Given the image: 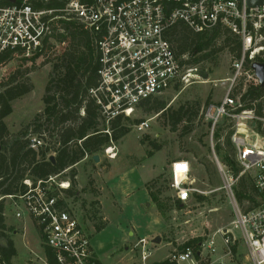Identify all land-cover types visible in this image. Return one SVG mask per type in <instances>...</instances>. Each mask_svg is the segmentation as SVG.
I'll list each match as a JSON object with an SVG mask.
<instances>
[{
  "label": "built area",
  "instance_id": "built-area-1",
  "mask_svg": "<svg viewBox=\"0 0 264 264\" xmlns=\"http://www.w3.org/2000/svg\"><path fill=\"white\" fill-rule=\"evenodd\" d=\"M63 20L77 21L94 38L100 56V84L91 94L100 105L106 124L118 115L131 117L141 101L158 96L177 83H189L191 78L204 79L198 74L204 69L186 67L172 49L167 31L179 21L196 32L212 31L222 25L240 37L242 54L233 60L227 92L221 101L208 104L204 111L212 135L224 119L232 122L231 140L240 171L234 175L217 155L216 165L223 179L221 188L232 206L233 220L230 226L218 230L227 251L217 255V242L209 238L200 243L198 254L203 264H225L224 257L233 253L232 245L242 242L253 264H264V133L258 126L260 121L264 127V115L255 108H245L246 102L242 99L249 87H260L252 63L264 62V4L248 7L245 0H0V59L9 53L27 59L34 56L44 59L50 46L60 49L65 45L55 39ZM239 85L242 89L235 94ZM134 127L138 132L145 131L149 119ZM43 143V137L31 138L34 149ZM104 151L111 159L117 156L114 142ZM177 164L183 166L182 170L175 167ZM68 172L66 169L36 181L26 177L24 191L1 195L0 200H10L18 219L29 217L58 264H95L97 256L90 233L71 201L81 194L78 191L69 196L66 192L71 188L70 177H63ZM170 173L174 199L185 205L195 192L200 193L193 186L187 159L174 160ZM242 175L254 180L253 201L247 198L241 202L237 197ZM26 229L25 226L27 232ZM138 244L141 259L146 262L152 255L149 241L141 238ZM195 252L191 246L176 249L167 260L176 264L187 260L199 264ZM35 259L40 264H48L45 250L42 255L36 253ZM0 264H13L12 260L5 259L1 247Z\"/></svg>",
  "mask_w": 264,
  "mask_h": 264
},
{
  "label": "rangeland",
  "instance_id": "rangeland-1",
  "mask_svg": "<svg viewBox=\"0 0 264 264\" xmlns=\"http://www.w3.org/2000/svg\"><path fill=\"white\" fill-rule=\"evenodd\" d=\"M50 57L27 61L18 55L0 67V86L8 82L15 71L25 72L28 69L33 87L29 93L12 102L13 112L4 119L13 134L45 108L43 98L55 61H50ZM232 63L228 49H224L213 61L203 64L204 70H209L207 79L191 78L189 83H181L178 88L173 87L158 95L174 109L186 102L201 103L200 113L188 133L182 134L186 122L173 130L166 117L159 116V113L148 114L137 107L131 118L149 119V127L145 131L138 132L135 124L129 123L130 132L114 141L116 158L111 159L102 151L100 162L96 163L88 157L76 166V189L81 195L71 198V201L77 216L92 234L95 225L98 229L100 224L106 223L102 207L112 200V194L118 203V212L109 219L106 228L91 235L93 248L104 264H157L197 237H202L203 241L213 238L217 242V255L227 251L218 230L230 226L233 210L226 191L221 188L223 179L216 165V155L222 162V152L216 150L219 140L212 135L204 111L209 98L210 103H218L226 94ZM155 143L161 146L159 150L155 149ZM180 158L190 162L193 186L207 196V200L199 201L194 195L182 207L174 205L170 167L174 160ZM63 177L68 178L69 174ZM159 187L162 190L158 196L164 205L163 211L158 210L149 193H157ZM91 201L93 206L88 204ZM5 204L6 223L14 227V232L9 230L7 234L17 249L12 258L13 264H40L35 254H43L44 244L37 230L27 215L21 220L15 216L16 208L9 199H5ZM234 231L240 234L238 229ZM157 237L160 240L155 242ZM141 238L149 241L152 251L146 262L141 259L138 244ZM224 259L225 264H253L242 242L236 252ZM192 262L187 260L181 264Z\"/></svg>",
  "mask_w": 264,
  "mask_h": 264
},
{
  "label": "trees",
  "instance_id": "trees-1",
  "mask_svg": "<svg viewBox=\"0 0 264 264\" xmlns=\"http://www.w3.org/2000/svg\"><path fill=\"white\" fill-rule=\"evenodd\" d=\"M60 27L55 34V39L65 45L60 49L50 46L48 50L47 57L52 56L49 60L55 61L52 63V72L43 98L45 108L43 112L36 114L23 129L14 134L9 131L4 119L13 112L12 102L33 89L28 77L29 70L15 71L8 82L0 86V196L14 195L24 191L26 186L23 180L26 177L36 181L66 169H69L67 174L71 179V188L66 192L69 196L76 195L78 192L76 166L88 157L95 162L93 158L95 154L100 155L112 142L118 141L130 132L129 123L137 124L141 121V119L118 115L106 124L105 119L101 117L100 105L91 94V90L96 89L100 84L98 73L100 56L94 38L75 20H63ZM167 36L176 57L188 68L205 69L203 64L213 61L224 49H228L232 60L240 58L242 54L240 37L222 25H217L212 31L196 32L184 22L179 21L168 29ZM14 58L16 55L12 53L5 55L0 59V67ZM24 59L35 61L38 60V56ZM179 86L181 83H177L174 88ZM241 89L242 85H239V90L235 94ZM242 99L246 102L245 108H255L259 114L264 115V88L249 87ZM253 101L255 104L252 103ZM206 104H210V98ZM138 107L148 114L159 113V116L166 117L173 130L186 122L182 130V134H186L191 131L193 122L200 113L201 103L186 102L174 109L168 106L165 99L152 96L141 101ZM258 126L264 133V127L260 121ZM106 129H109L110 133L105 132ZM232 133V122L224 119L215 129L214 137L219 140L216 150L222 152V164L234 175H238L240 168L231 140ZM35 135L44 138L43 145L38 149L31 147V138ZM154 146L157 150L161 148L156 143ZM51 155L55 156V164L49 160ZM161 192V187L157 189L158 194L151 192L159 211L164 209L158 196ZM236 193L241 202L247 198L253 201L255 193L253 178L242 175L239 178ZM194 195L199 201L208 199L200 193H194ZM174 205L182 207L181 201L177 199H174ZM5 211L4 198L0 200V239H4L5 243L0 244V247L5 259L11 262L17 254V249L14 241L7 234L9 230L14 232V227L7 225ZM202 241V237L194 238L180 246V249L193 247L196 250V259L199 264H203L198 254ZM237 246L238 243L232 245L233 252L237 251ZM44 250L48 264H58L55 254L45 244ZM95 264L102 263L96 259ZM157 264L176 263L165 259Z\"/></svg>",
  "mask_w": 264,
  "mask_h": 264
},
{
  "label": "water",
  "instance_id": "water-1",
  "mask_svg": "<svg viewBox=\"0 0 264 264\" xmlns=\"http://www.w3.org/2000/svg\"><path fill=\"white\" fill-rule=\"evenodd\" d=\"M239 2H243L244 0H237ZM246 4L248 7H259L261 5L264 4V0H245ZM252 69L254 70L256 76L259 78L260 81V87L264 88V62H259V61H254L252 63ZM198 74L203 77L204 79H207L209 77V73L208 71L205 70H201L198 71ZM95 162H100V155L99 154H95L93 156ZM49 160L55 164L56 163V159L54 155H51L49 157ZM181 205L183 206V204L181 203ZM160 239L157 237L155 238V242H158Z\"/></svg>",
  "mask_w": 264,
  "mask_h": 264
},
{
  "label": "crops",
  "instance_id": "crops-1",
  "mask_svg": "<svg viewBox=\"0 0 264 264\" xmlns=\"http://www.w3.org/2000/svg\"><path fill=\"white\" fill-rule=\"evenodd\" d=\"M85 159H87V158H85ZM85 159H84V160H85ZM96 163H97V162H96ZM112 165H113V164H112ZM112 168H113V166H112ZM110 191H111V189H110ZM111 193H112V191H111ZM149 193H150V196H151V192H150V191H149ZM111 199H112V200L108 201V203H106L105 206L102 207L103 214H104V219L106 220V223H104V224H100L101 226H99L98 229H97L96 225H95V226L93 225L94 228H95V231H94L93 234H92V231L90 230V228H88V227L83 223V224L86 226L88 232L90 233V236H91V235L93 236L95 233H100L101 231H103V230L106 228V225H107L109 219H111V218L114 216V213H117V212H118V203H117V201L114 199V195H113V194H112ZM151 200H152V199H151ZM102 203H103V202H102ZM88 204L93 206V201L89 202ZM88 211H89V210H88ZM95 213H96L95 211L92 213L93 216H94ZM133 233H134V232H132V234H133ZM95 253H96V252H95ZM96 256H97V254H96ZM97 259H99V260L101 261V263L104 264V262H103L98 256H97Z\"/></svg>",
  "mask_w": 264,
  "mask_h": 264
},
{
  "label": "snow or ice",
  "instance_id": "snow-or-ice-1",
  "mask_svg": "<svg viewBox=\"0 0 264 264\" xmlns=\"http://www.w3.org/2000/svg\"><path fill=\"white\" fill-rule=\"evenodd\" d=\"M183 166H178V169H181L182 170Z\"/></svg>",
  "mask_w": 264,
  "mask_h": 264
},
{
  "label": "clouds",
  "instance_id": "clouds-1",
  "mask_svg": "<svg viewBox=\"0 0 264 264\" xmlns=\"http://www.w3.org/2000/svg\"><path fill=\"white\" fill-rule=\"evenodd\" d=\"M178 166H180L179 164L175 165L176 168H178Z\"/></svg>",
  "mask_w": 264,
  "mask_h": 264
}]
</instances>
